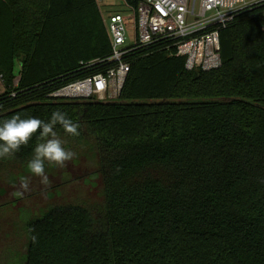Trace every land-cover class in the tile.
Returning a JSON list of instances; mask_svg holds the SVG:
<instances>
[{
  "label": "trees",
  "instance_id": "1",
  "mask_svg": "<svg viewBox=\"0 0 264 264\" xmlns=\"http://www.w3.org/2000/svg\"><path fill=\"white\" fill-rule=\"evenodd\" d=\"M101 3L0 0V123L65 112L79 135L54 130L76 155L45 162L61 180L47 189L83 181L99 194L30 219L23 264H264V3L221 29L218 68L187 70L174 49L149 47L118 100L51 96L105 70L89 64L111 50ZM38 136L0 169L37 177Z\"/></svg>",
  "mask_w": 264,
  "mask_h": 264
},
{
  "label": "built area",
  "instance_id": "2",
  "mask_svg": "<svg viewBox=\"0 0 264 264\" xmlns=\"http://www.w3.org/2000/svg\"><path fill=\"white\" fill-rule=\"evenodd\" d=\"M121 1L128 13L109 11L106 15L110 53L89 63H102L105 70L61 86L51 96L118 100L130 71V58L149 47L174 49L176 55L185 58L187 70L218 68L222 63L221 29L243 10L264 3V0H137L135 4Z\"/></svg>",
  "mask_w": 264,
  "mask_h": 264
},
{
  "label": "rangeland",
  "instance_id": "3",
  "mask_svg": "<svg viewBox=\"0 0 264 264\" xmlns=\"http://www.w3.org/2000/svg\"><path fill=\"white\" fill-rule=\"evenodd\" d=\"M101 5L105 18L109 11L128 13L121 0H104ZM4 88L0 78V93ZM18 168L20 165L12 164L11 167L0 169V264H23L28 240L27 222L50 205L93 203L99 199L98 188L92 182L72 181L60 188L47 189L61 181L55 176L50 178L51 184L45 189L39 177L30 179L29 175L30 191L25 192L23 197L14 196L13 193L19 189L21 177L16 180L11 173L18 174Z\"/></svg>",
  "mask_w": 264,
  "mask_h": 264
},
{
  "label": "clouds",
  "instance_id": "4",
  "mask_svg": "<svg viewBox=\"0 0 264 264\" xmlns=\"http://www.w3.org/2000/svg\"><path fill=\"white\" fill-rule=\"evenodd\" d=\"M57 124L63 128L65 133L73 136L79 135L80 125L74 123L65 112L60 110L54 111L47 122L35 117L22 118L19 114L5 119L0 123V159L12 157L22 146H27L34 135L39 133L38 139L43 142L36 144L33 157L27 167L31 174L40 178L41 185L46 189L51 181L45 172V162L63 168L66 162L71 161L76 155L65 149L64 142L54 130ZM28 191H30V179L21 177L19 189L13 195L23 197Z\"/></svg>",
  "mask_w": 264,
  "mask_h": 264
}]
</instances>
